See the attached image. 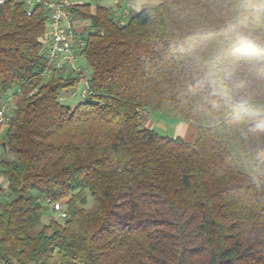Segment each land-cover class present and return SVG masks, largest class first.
Here are the masks:
<instances>
[{"label": "trees", "instance_id": "trees-1", "mask_svg": "<svg viewBox=\"0 0 264 264\" xmlns=\"http://www.w3.org/2000/svg\"><path fill=\"white\" fill-rule=\"evenodd\" d=\"M90 9H68L89 22L70 109L75 81L43 79L45 14L0 6V264H264V0H161L124 26ZM143 111L194 137L139 130Z\"/></svg>", "mask_w": 264, "mask_h": 264}, {"label": "built area", "instance_id": "built-area-1", "mask_svg": "<svg viewBox=\"0 0 264 264\" xmlns=\"http://www.w3.org/2000/svg\"><path fill=\"white\" fill-rule=\"evenodd\" d=\"M68 0H0V6L6 4H19L23 7L26 17H29L34 10H39L47 18L45 31L40 38L41 55L46 64V71L43 79L51 76L61 75L75 81V85L83 83L81 91L82 99L89 97L87 81L84 71L78 65L82 58L81 52L84 47L83 37L76 33L71 16L67 7ZM111 9L109 10L112 19L119 25L124 26L130 13L128 2L125 0H107ZM11 100L9 95L0 103V131L6 129L8 118L11 114ZM6 189V187H5ZM44 206H49L51 211L57 215L59 220L65 219V212L59 202L46 201Z\"/></svg>", "mask_w": 264, "mask_h": 264}, {"label": "rangeland", "instance_id": "rangeland-1", "mask_svg": "<svg viewBox=\"0 0 264 264\" xmlns=\"http://www.w3.org/2000/svg\"><path fill=\"white\" fill-rule=\"evenodd\" d=\"M161 3V0H137L133 1L130 9L132 15L138 14L144 9L153 8ZM104 5L105 2H99V0H92L89 5ZM106 5V4H105ZM79 66L84 71L85 80L89 79L90 72L87 68V65L83 59L79 62ZM83 90V83L75 85L73 88H70L61 94L60 102L63 106L68 107L70 109L74 108L78 104H80L83 99L81 97V91ZM11 110L14 108L13 103L11 102ZM139 130H151L156 134L167 137V138H181L183 140H191L194 137L196 127L193 124H188L185 122H179L175 120H170L164 118L160 114L151 113L147 111H143L137 125ZM3 135V132L0 131V137ZM0 158H2V154L0 151ZM1 182V181H0ZM7 193L5 189V183H0V210L3 202L7 200ZM65 200L59 202L62 206V210L64 212ZM92 201L89 197L86 196V202L82 205L84 209H89L91 207ZM49 220H53L61 225L62 220L57 218V215L53 213L49 206H44V211L41 218V225L47 226ZM51 233V230L48 232Z\"/></svg>", "mask_w": 264, "mask_h": 264}, {"label": "crops", "instance_id": "crops-1", "mask_svg": "<svg viewBox=\"0 0 264 264\" xmlns=\"http://www.w3.org/2000/svg\"><path fill=\"white\" fill-rule=\"evenodd\" d=\"M91 1L92 0H68L67 1V7L69 9V7L73 6V5L89 4V3H91ZM102 1L105 2V4H106V5L105 4L102 5V7L107 8L108 10H110L111 9L110 3L107 0H99V2H102ZM132 3H133V1L132 2H128V9H130ZM95 6H91L90 13L92 15L94 14V7ZM98 6H101V5L99 4ZM129 12H130V10H129ZM130 16H132L131 13H130ZM72 24H73V27H74L76 33L81 35V36L85 35V33H86V31L88 30V27H89V22L88 21H72ZM81 59L78 61V65H79V62L81 61ZM0 151H1V148H0ZM1 154H2V151H1ZM0 181L2 183H5V180H3V178L1 176H0Z\"/></svg>", "mask_w": 264, "mask_h": 264}]
</instances>
